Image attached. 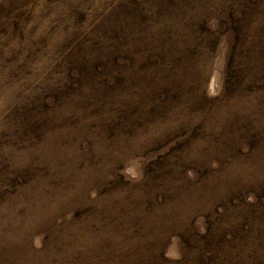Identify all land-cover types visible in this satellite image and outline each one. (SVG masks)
I'll use <instances>...</instances> for the list:
<instances>
[{
	"label": "rangeland",
	"instance_id": "rangeland-1",
	"mask_svg": "<svg viewBox=\"0 0 264 264\" xmlns=\"http://www.w3.org/2000/svg\"><path fill=\"white\" fill-rule=\"evenodd\" d=\"M0 264H264V0H0Z\"/></svg>",
	"mask_w": 264,
	"mask_h": 264
}]
</instances>
